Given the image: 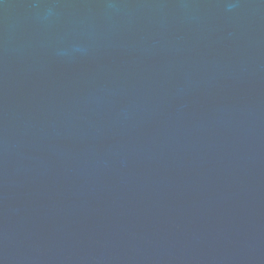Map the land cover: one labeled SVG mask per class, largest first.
Segmentation results:
<instances>
[{"label": "water", "instance_id": "1", "mask_svg": "<svg viewBox=\"0 0 264 264\" xmlns=\"http://www.w3.org/2000/svg\"><path fill=\"white\" fill-rule=\"evenodd\" d=\"M0 264H264V0H0Z\"/></svg>", "mask_w": 264, "mask_h": 264}]
</instances>
